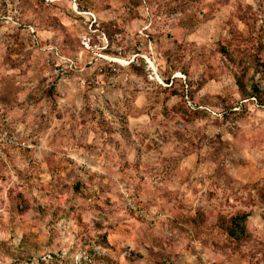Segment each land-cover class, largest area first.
I'll use <instances>...</instances> for the list:
<instances>
[{
	"label": "rangeland",
	"instance_id": "1",
	"mask_svg": "<svg viewBox=\"0 0 264 264\" xmlns=\"http://www.w3.org/2000/svg\"><path fill=\"white\" fill-rule=\"evenodd\" d=\"M0 264H264V0H0Z\"/></svg>",
	"mask_w": 264,
	"mask_h": 264
},
{
	"label": "trees",
	"instance_id": "2",
	"mask_svg": "<svg viewBox=\"0 0 264 264\" xmlns=\"http://www.w3.org/2000/svg\"><path fill=\"white\" fill-rule=\"evenodd\" d=\"M255 91H257L256 88H255ZM247 218H248V216H242V217L239 218V220L244 222V221L247 220ZM242 232H244V228L242 229Z\"/></svg>",
	"mask_w": 264,
	"mask_h": 264
},
{
	"label": "built area",
	"instance_id": "3",
	"mask_svg": "<svg viewBox=\"0 0 264 264\" xmlns=\"http://www.w3.org/2000/svg\"><path fill=\"white\" fill-rule=\"evenodd\" d=\"M139 211V213L142 215V216H145V212L144 211H140V210H138Z\"/></svg>",
	"mask_w": 264,
	"mask_h": 264
}]
</instances>
